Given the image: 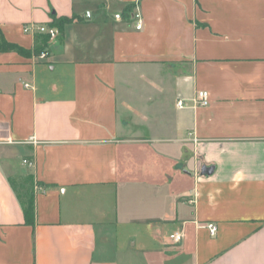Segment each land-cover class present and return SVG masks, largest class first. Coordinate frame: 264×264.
<instances>
[{"label":"crops","instance_id":"1","mask_svg":"<svg viewBox=\"0 0 264 264\" xmlns=\"http://www.w3.org/2000/svg\"><path fill=\"white\" fill-rule=\"evenodd\" d=\"M0 38V264H264V0H0Z\"/></svg>","mask_w":264,"mask_h":264},{"label":"built area","instance_id":"2","mask_svg":"<svg viewBox=\"0 0 264 264\" xmlns=\"http://www.w3.org/2000/svg\"><path fill=\"white\" fill-rule=\"evenodd\" d=\"M134 19H135V26H136V30H142L143 28V18L142 15L140 13H136L134 15ZM39 31L43 32L44 29H38ZM34 31V27H29V28H25V32L26 33H30ZM41 58H45V55H41ZM194 106H201V107H208L210 105V95L208 92L206 91H199L196 95V98L192 101ZM187 106V103L183 100L178 102V107L179 108H185ZM24 164H29V162L27 160L24 161ZM209 229L211 231L212 234H214L217 231L216 226L214 225H210ZM170 240L174 243V244H180L182 243L183 239H184V235L182 232L180 231H176L172 234H170Z\"/></svg>","mask_w":264,"mask_h":264},{"label":"trees","instance_id":"3","mask_svg":"<svg viewBox=\"0 0 264 264\" xmlns=\"http://www.w3.org/2000/svg\"><path fill=\"white\" fill-rule=\"evenodd\" d=\"M69 21L70 20H65L64 23L69 22ZM64 23L58 22L57 25L60 27V26L64 25ZM0 40H1V38H0ZM9 50H19V51L23 52V50L19 49L17 46L11 45V44L5 42L4 40H1L0 51H9ZM33 215H34V206H33V204H30V206L26 209L27 219L30 221L32 219Z\"/></svg>","mask_w":264,"mask_h":264},{"label":"water","instance_id":"4","mask_svg":"<svg viewBox=\"0 0 264 264\" xmlns=\"http://www.w3.org/2000/svg\"><path fill=\"white\" fill-rule=\"evenodd\" d=\"M214 170H215V168L213 166H209V167L204 166L201 170V173H202V175H208L209 176V175L213 174Z\"/></svg>","mask_w":264,"mask_h":264},{"label":"rangeland","instance_id":"5","mask_svg":"<svg viewBox=\"0 0 264 264\" xmlns=\"http://www.w3.org/2000/svg\"><path fill=\"white\" fill-rule=\"evenodd\" d=\"M57 21H58V20H57ZM58 22H59V21H58ZM58 22H56V21H55V23H54V24H55V25H57V24H58ZM60 22H63V20H60ZM63 23H64V22H63ZM148 116H149V117H151V114H148Z\"/></svg>","mask_w":264,"mask_h":264}]
</instances>
